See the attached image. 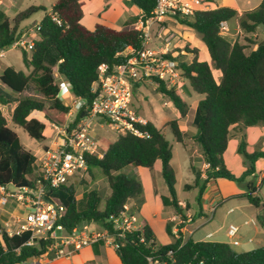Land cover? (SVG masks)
<instances>
[{"label": "trees", "instance_id": "trees-1", "mask_svg": "<svg viewBox=\"0 0 264 264\" xmlns=\"http://www.w3.org/2000/svg\"><path fill=\"white\" fill-rule=\"evenodd\" d=\"M128 1L139 8L145 18L151 16L157 4V0ZM83 7V0H57L51 13L57 14L62 24L58 25L47 13L40 22L39 40L35 41L31 55L21 50L23 64L29 72L10 66L0 75V83L17 94L13 101L17 105L12 113V123L37 141L45 139L46 125L31 118L33 112L39 113L51 124L63 126L70 111L69 105L58 96L59 85L54 68L71 84L75 96L90 103L94 98L91 90L98 80V68L102 64L112 68L124 63L126 58L123 54L129 47L135 51L142 48L141 31L133 27L136 20L121 30L103 24H96L93 30H89L81 22ZM40 10L45 11L42 6H30L12 19L0 8V53L12 48L21 34L20 24ZM236 16L239 13L230 7L198 10L193 17L185 19L175 16L200 35L211 60L210 64L201 60L200 50L188 44L184 50L192 55V61L180 63L191 89L203 96L195 110L193 124L197 128V134L192 139L202 148L208 165L205 184L219 179L242 184L247 177L255 174L256 162L264 159L263 151L257 150L252 154L246 151L245 134L242 135L238 149L247 160L245 172L235 176L227 169L223 159L233 130L243 133L249 127L264 124V40L257 42L245 37V43L239 40L232 43L222 36L221 23ZM240 29L251 36L259 29L264 31V0L256 9L240 14ZM247 44L255 45L250 53H247ZM213 70L220 73L219 82L216 81ZM138 86L137 84L135 88ZM30 88L39 96L27 93ZM157 91L173 103L179 115L178 120L187 117V104L176 90L167 89L161 84L157 86ZM4 98L0 94V103L5 105L12 102L5 101ZM178 120L166 123V127L170 128L176 142L183 143L186 134L181 130ZM140 128L149 134L148 138L129 133L120 135L115 142L109 144L102 158L87 156L89 174L93 167L100 168L110 188V196L102 210L101 196L97 189H91L87 193L82 210L78 209L73 185L63 186L55 191V196L65 207L60 223L67 231L70 232L83 221H91L101 222L103 227L112 232L110 217L124 212L128 202L139 197L143 189L140 182L121 171L130 165L151 170L158 161L161 162V175L169 191L168 197H161L162 203L173 207L183 221L187 219L177 197V178L171 164L173 151L169 141L163 130L151 122ZM36 160L34 153L21 144L18 135L8 126L6 117L0 111V186H34ZM205 184L199 189V197L203 194ZM192 188L194 186L185 187L186 190ZM231 198H245L252 206L262 208L257 218L264 230V200L258 197L255 181L246 184L245 193ZM184 224L178 225L180 230ZM173 227L174 223L168 221L166 232L174 239L170 244H158L153 229L146 225L145 243L139 241L140 234H127L124 240H119L122 245L115 253L122 264H149L147 256L153 249L157 250V257L163 264H264V246L246 252H235L230 244L224 242L194 241L192 238L184 241L181 231L176 238ZM29 237V233L13 238L0 235V264H21L47 253L49 243L45 241H40L35 246L24 245ZM19 247L20 253H15L14 249Z\"/></svg>", "mask_w": 264, "mask_h": 264}, {"label": "built area", "instance_id": "built-area-1", "mask_svg": "<svg viewBox=\"0 0 264 264\" xmlns=\"http://www.w3.org/2000/svg\"><path fill=\"white\" fill-rule=\"evenodd\" d=\"M202 7L203 0H157L151 16L145 18L142 15L135 24V28L142 34L141 50L135 51L129 47L123 54L126 58L124 63L112 68L102 64L98 68V80L92 85L91 90L94 98L90 103L82 97L75 96L67 80L58 79V96L62 100L67 98L70 101L67 104L70 111L65 125L53 124L58 131V144L44 151L39 163L40 173L34 186H0V208L14 202L31 209L25 218H16L14 221L4 223L0 235L13 238L29 233V240L24 245L35 246L40 241H45L49 243L47 253H53L55 260L71 258L80 249L100 242L117 250L122 245L119 240H124L127 234L132 233L140 234L139 241L145 243L146 224L138 214L129 212L127 207L120 215L110 217L112 232L106 227L103 232H90L79 226L70 232L67 231L60 223L65 207L55 196V191L63 186H69L73 178L81 179L89 175L87 156L103 157L104 152L91 131L93 119L103 118L114 126L120 135L129 133L140 138L149 137V134L140 128L149 121L140 115L133 105L135 86L152 83L157 87L163 84L167 89L179 91L185 79L180 66L183 62L181 57L190 56L184 47L174 52L170 50L174 35L168 32L158 33L159 38L164 39V48H152L149 43L152 26L157 25L163 17L191 18L196 11L202 10ZM49 15L58 25L62 24L57 14ZM39 30L40 23L35 28H27L18 36L12 47L32 53L35 41L39 40ZM226 31L227 24L222 22L220 33ZM164 105L168 106L169 102H165ZM191 221L192 218L188 216L185 221L179 216L174 218V222H177L173 228L176 238L181 231L178 225ZM238 233V226L234 224L229 226L228 244L232 247L240 244ZM20 251L21 247L14 249L15 253L19 254ZM147 261L149 264H163L157 257L156 249L150 250Z\"/></svg>", "mask_w": 264, "mask_h": 264}, {"label": "crops", "instance_id": "crops-1", "mask_svg": "<svg viewBox=\"0 0 264 264\" xmlns=\"http://www.w3.org/2000/svg\"><path fill=\"white\" fill-rule=\"evenodd\" d=\"M56 1L52 4V6L56 3ZM83 1H84V7H83L84 15H83L81 22L89 30H93L96 24H103L107 27H110L116 30H121V29L128 27V23L132 21L136 20L135 22L136 24L138 20L140 19V17L143 15L142 11L136 6L130 4L128 0H83ZM261 2L262 0H203L202 10L217 9L221 7H230L239 13V16H236L235 18L226 22L228 33L226 32L225 34H227V36L229 37L227 38L224 35L222 36H224L226 39L230 41L235 36L239 34L240 35L244 34V32L240 29V14H242L243 12L256 9L257 7H259ZM9 7H11V2L9 0H0V8L4 10L5 12H7V14L13 19L19 12L18 13L14 12L13 14L12 13L10 14V12H8L10 10L7 11ZM50 13L51 11L48 14ZM21 24H20L19 30L21 31V34H22V32H24V29H21L22 28ZM135 24L133 25L134 28L136 27ZM187 30H191L193 33H189ZM161 31L163 33L168 32L174 35V39L170 43V50L173 52L178 51L179 48L185 47L186 45L190 43L189 45L191 47L196 46L194 48H198L200 50V56L201 54H203L204 51L208 54L207 48L203 49L201 46L202 40H196V37L194 36V34L196 35V32L192 28L187 27L186 25L182 24L180 21H178L175 17H172V16L163 17L160 19L157 25L152 26L151 40L149 43L151 47L154 49L164 48V39H161L158 36V33ZM257 32L253 36L248 35V34H244V36L254 38V36H257ZM185 36L187 37V39L184 40ZM165 37L166 36H164V38ZM5 52L6 51L0 53V56L4 55ZM207 62L210 64L211 60ZM54 71H55V75H57L56 79H60V80L64 79L57 73V68H54ZM214 71L216 70H213V74L215 75ZM12 94H15V93H12ZM16 97H17V94H16ZM201 99L198 98V102ZM64 102L66 103L65 100ZM66 104H69V103H66ZM16 105H17L16 102H12V103L5 104V105L0 103V111L6 117L8 126H9V119H11L12 113ZM30 117L36 118L40 120L41 122L45 123L46 130L48 127H50L53 129V131H56L55 138L50 140L48 144L45 143L43 145V151L41 152L39 157H37V155L31 150L34 153V155L37 157V160L34 166V172H35L34 177H37V175H39L40 173L39 163H40V159L43 157L44 151L47 150L48 148L55 147L58 144V131L53 124L47 122L44 119V117L40 115L39 113L33 112ZM153 124L158 129L163 128V125L162 127H159L155 123ZM179 124H180V128L182 131L184 132L191 131L193 135L197 134V128L194 126L193 123H190V125L189 124L184 125V123H179ZM46 130L44 133V136H45L44 140H46L47 138ZM243 134H245V137H246V144H247L246 151L249 154H252L257 150L264 152V124H261V125L249 127L243 133L233 130L232 137L228 143V147H227L226 152L224 153L225 154L224 157L226 156L229 150V146L231 144L234 145V150L237 149V147L239 146L241 142ZM192 136L186 137L183 143H179L181 145V148L183 149V153L186 159V162H185L186 165L184 167L186 171L185 173H187V175L190 177L195 176V180L193 181V184L187 183V182L184 183L183 189L185 191H193L194 189L197 190L198 188L200 189L199 180H201L202 186H203V184H205L206 179H207V175L205 171L208 168V165L206 164L204 160L202 148L197 142L194 141V139H192ZM105 150H102V151L104 152ZM237 154H238V150H237ZM224 161L227 167L231 170V172H234V170H232V168H230V166L226 162V157ZM142 169H144L141 172L144 175V177H146L148 188L151 187L150 181H153L155 177L157 176L159 178L162 177L160 161L156 162L154 166V170H156V173L154 176H151V174L149 173V169L147 168H142ZM244 169L246 168L244 167ZM91 174L93 178H95L92 170H91ZM252 177L255 179V183H256V186H258V192H259L260 187H262V185L264 184V159H260L256 162V172ZM196 179L198 182L197 185H196ZM75 180H78V181L76 182ZM76 184H79V179L73 178L70 182V185H73L76 189L78 187V186L77 187L75 186ZM242 184L243 186L241 188L237 186L236 183L231 182L226 179H219L217 181L210 180L209 182L205 184L203 194L199 197V199L196 202V206H197L196 209L193 208V203L190 202V200L180 198L177 193L179 204L181 205L182 209L185 210L186 216L192 218V221L189 223H185L183 228L181 229L180 234L183 240L186 241L188 238H192L194 241H211V242L229 243L230 239L227 235V232H228L229 226L232 225L233 222L228 221V220L230 219L229 216L235 213V210L231 208L226 213L223 212V214L220 213V216H217V212L219 210V208H217V205H220L222 203H224L225 205L233 200H240L242 202H245L241 207L246 208L250 212L248 219H243L242 220L243 222L241 223L240 226L236 225L239 227V231H240V227L242 226L252 225L253 227L251 229L254 231L253 237L261 234V232H264L257 218V216L261 213L262 208H256L252 206L245 198H231L234 195L242 194L246 192V187H244V185L246 186V182H243ZM187 185L194 186V188L190 190H186L185 187ZM90 190L89 189L85 190V202H84L83 208L85 207V204H86L87 193ZM176 191H177V188H176ZM162 192L165 194L163 196H167V197L169 196L168 188L166 190L162 189ZM77 199L78 198H77V192H76V200ZM133 199H131V204H133V206H136L137 204L135 203V201H133ZM77 206H78V202H77ZM83 208L81 209L78 208V209L82 210ZM103 208H100V209L102 210ZM142 208L145 210L146 204H144ZM162 210L163 212H161L158 215L154 213L152 216H148V214L144 216L143 212L142 213L140 212V214L138 215L144 221L146 225H149L153 229L156 242L161 245H167V244L172 243L174 239L171 237V240L165 244L158 242L156 238V229H155L156 223L163 222L166 224L168 221H171L174 223V226H175L177 225V223L174 222V218L178 217V215H177L176 210L171 206L162 205ZM30 212H31V209L27 206L19 205L14 202H9L5 207L0 208V223L3 225L7 221L16 220V218H25L27 215H29ZM233 218L240 219V216L239 215L236 217L233 216ZM79 227L82 228V224H80ZM199 233L202 234V238L195 239L194 238L195 235H198ZM253 237H249L247 241L249 243L253 242ZM237 238L240 242V237L237 236ZM240 245H241V242L238 246ZM109 248L110 247L100 242L90 247H85V248L80 249L77 253H75L71 258H68V259L65 258V259L55 260L54 254L48 252L39 258H31L21 264H91V261H92L90 260L91 254H94V257H97L104 251V249L109 250ZM243 252H246V251H243ZM119 262L121 263L120 259H119Z\"/></svg>", "mask_w": 264, "mask_h": 264}, {"label": "rangeland", "instance_id": "rangeland-1", "mask_svg": "<svg viewBox=\"0 0 264 264\" xmlns=\"http://www.w3.org/2000/svg\"><path fill=\"white\" fill-rule=\"evenodd\" d=\"M11 2V7H9L8 12L10 14L12 13H18L21 12L30 6H42L44 10H40L37 13L33 14L30 18L26 19L25 21L22 22L21 29H24V31L27 28H35L37 24L41 22V20L44 18V16L49 13L52 10V4L56 0H9ZM189 33H193L191 30H187ZM227 32V31H226ZM226 32L222 33L221 35L226 36ZM228 33V32H227ZM196 37V40H202L200 35L196 33L194 34ZM247 36H244V34H239L235 36L233 39L230 40V42H234L235 40H239L243 43L244 39ZM187 39V37H184V40ZM257 42L263 41L264 40V31L263 30H258L257 36H254V38ZM190 44V43H189ZM192 45V44H191ZM201 46L203 49H206L205 45L201 41ZM248 49L247 53H250L251 50L255 48L254 45L252 44H247ZM196 47V46H192ZM173 49V48H171ZM30 56L31 53H28ZM181 59L183 60V63H190L192 61V55L185 57L182 56ZM201 60H207L210 61L209 55L204 51L203 54L200 56ZM13 67L16 70H22L26 71L27 73L29 72L22 61V52L18 48H11L8 51L4 53V55L0 56V75L2 74L3 70L7 67ZM215 72V79L217 82L220 81L221 75L219 72ZM58 81V79H56ZM182 87L179 91H176L178 95L186 102L187 107H188V115L185 119L183 120H178L179 115L174 108L173 103L170 101V99L159 93L157 91V87L152 84V83H145L143 85H139L134 89V97H133V105L135 110L142 116H144L149 122L155 123L159 127H162L163 125V132L169 141L172 151H173V159H172V167L176 172V178H177V193L178 196L182 199H188L190 202L193 203V208L196 209V202L199 199V188L197 190L193 191H185L183 189V185L185 182L193 184V181L195 180V176H188L187 173H185V155L183 153V149L181 148V145L175 141L174 136L170 130L169 127H166V123H169L170 121L173 120H178L179 123H184V125H187L190 123H193L194 116H195V110L196 106L198 104V98L201 99L202 96L195 93L190 85L188 80L186 78L184 79L182 83ZM0 94L4 95L5 101H14L16 99V94H12L13 92L10 91L8 88H6L3 84L0 83ZM27 93H31L34 96H39L38 93L33 91L32 88H30ZM66 103H70L69 99H65ZM10 102V103H12ZM165 102H169L168 106H165ZM9 127L16 132L18 135L21 144L28 150H32L37 157L40 156L41 152L43 151V145L45 143H49L50 140L55 138V132L53 131L52 128L48 127L46 130L47 138L44 141H37L35 139H32L22 128L16 126L15 124L12 123L11 119H9ZM91 131L94 137L97 139L100 147L102 150H105L109 144L113 141H115L119 137V133L115 130V127L107 123L103 118H95L91 121ZM184 132V131H183ZM186 134V137L192 136L193 134L191 131L184 132ZM240 145V144H239ZM239 149V146L237 149L234 150V145L231 144L229 146V150L226 154V162L234 170V172H231V170L227 167V169L233 173L235 176H240L243 172H245L247 168V160L246 158L239 153L237 154V150ZM225 155V154H224ZM223 155V159H225ZM225 162V161H224ZM244 166V167H243ZM142 169L141 167H136L134 165H130L126 168H124L121 173L125 174L126 176L133 178L140 182L142 184V194L134 198L133 201L137 204L136 206H133L131 204V200L128 202V210L129 212L140 214V212L144 213V216L148 214V216H152L154 213L156 215L160 214L163 212L162 210V200L161 197L165 195L162 192V189H167L166 184L164 183V180L162 177H155L153 181H150L151 187L148 188V183L146 181V177L142 174ZM92 172L95 178H93L92 174H89L85 178L79 179V184H76V192H77V202H78V208L81 209L84 206L85 202V190L87 189H98L100 192L101 196V202H100V208H103L105 205V201L107 198H109L110 195V189L109 185L107 182L106 176L103 174L102 170L98 167H93ZM149 173L151 176H154L156 173V170L149 169ZM77 178V177H76ZM76 182L78 180H75ZM250 181H255L253 177H247L246 178V184ZM200 187L202 186L201 180H199ZM80 185V186H79ZM237 186L241 187L243 184H237ZM244 187H246L244 185ZM258 197L262 198L264 200V184L262 187H260L259 192H258ZM245 202H242L240 200H233L229 202L228 204L222 203L220 205H217V208H219L217 212V216H220V213L223 214L226 213L229 209L233 208L235 210V213L232 214L230 219L228 221H232L234 225L240 226L241 223L243 222V219H248L250 212L246 208L241 207ZM146 204V209L144 210L142 207L143 205ZM9 206V205H8ZM240 216V219L233 218V216ZM177 223V222H176ZM82 228L83 229H89L90 232H103V224L101 222H91V221H83L82 223ZM167 224V223H166ZM166 224L163 222H157L156 223V238L157 241L165 244L171 240V237L167 234L166 232ZM253 226H242L240 227V231L238 236L240 237V246H233V250L235 252H243V251H249L253 250L256 248H260L264 246V232H261V234L254 235V231L251 229ZM247 236V237H245ZM249 237H253V242L249 243L247 240ZM195 239H201L202 234L199 233L198 235H195ZM105 245H107L104 242H101ZM109 250H105L97 257H94V254L90 255V260L91 264H121L119 262V259L113 250V248L109 245H107ZM49 256V255H48Z\"/></svg>", "mask_w": 264, "mask_h": 264}]
</instances>
